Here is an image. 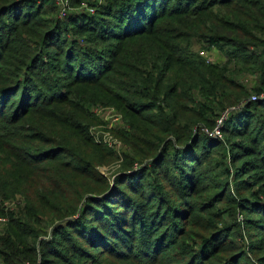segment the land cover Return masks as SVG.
<instances>
[{"label": "trees", "instance_id": "1", "mask_svg": "<svg viewBox=\"0 0 264 264\" xmlns=\"http://www.w3.org/2000/svg\"><path fill=\"white\" fill-rule=\"evenodd\" d=\"M94 11L60 18L55 0H0V264H249L220 221L227 206L264 232V0ZM245 74L258 101L243 102ZM98 105L129 126L112 178L99 167L116 154L89 133ZM227 111L223 138L210 137Z\"/></svg>", "mask_w": 264, "mask_h": 264}, {"label": "rangeland", "instance_id": "2", "mask_svg": "<svg viewBox=\"0 0 264 264\" xmlns=\"http://www.w3.org/2000/svg\"><path fill=\"white\" fill-rule=\"evenodd\" d=\"M55 2L58 8L59 17L64 18L67 16L68 13L77 12V11H85L90 14H94L96 4L98 3L100 5L102 3V0H92L93 5L82 3L78 7L74 6L71 0H55ZM261 49L262 51H264V47H262ZM193 51L195 52V54H199L200 56H203L204 58L207 59L208 62H211V63H224L226 61L225 55L221 53L219 50L214 49V48L207 49L206 47L199 46V47H196ZM240 81L243 84H245L250 91H252L250 97L243 100V102L244 103L255 102L253 100V97H258V95L254 93L253 90H255V88H257V85H259V81L257 77L245 74L244 76L240 77ZM261 99H264V94L259 96V100ZM101 109L104 110V112H97V110H101ZM232 109H235V108H232ZM91 111L93 115L97 117L95 118L93 116V122L91 123V126L89 127V133L91 137L93 138L94 142L96 144H100L101 137H103V134H106V136H109L110 134V136L114 140L122 144V148L120 152L117 151L118 153L111 149L116 154L117 161L112 164L99 167V170L102 174H104L108 178H112L120 171L121 163L123 159H125V156L126 155L128 156L129 154H131L130 153L131 148L129 147V145L125 144L121 140L119 136L120 129L117 128V126L113 128L112 130H110L109 134H107L108 133L107 128L111 126V122L116 119V116L122 117V120L124 121L126 127H129V126H127L126 124L127 120L125 119L123 112L120 109L116 108L115 106L98 105V106L91 108ZM227 113L228 111L224 112L217 119L216 125L214 126L213 129H210V128L208 129L210 133L213 132L212 134H208L210 137H213L214 139L223 138V134L221 133V127L223 125L222 120L226 119L225 117L227 116ZM217 128H219V131H220L219 135L216 134ZM201 131H203V129ZM112 138L110 139L113 140ZM208 160L209 162H212V165L215 162L223 161V159L216 153H213V155ZM232 194L234 196H238V192L236 188L235 189L233 188ZM248 194L249 192L243 191V195H248ZM16 198L24 202L23 198L20 195H17ZM261 198L264 200V194L261 195ZM221 208L222 210H224V215H223V219L220 221V225L223 226V225L228 224V225H231L230 229L237 228L236 229L237 235L235 237V240L237 244L239 246H242L245 250V256H246L245 261H247L249 264H261L259 260L264 258V242H261L259 246V238L260 236L264 235V232H258L255 229H251L245 222V218H248L249 216L251 218H257V216L256 215H245L244 216L241 212H237L238 214L236 213L234 217L230 213H228L230 212V210L225 211L228 208L227 206H226V209L225 207H221ZM255 245H258V250L253 249V246Z\"/></svg>", "mask_w": 264, "mask_h": 264}, {"label": "built area", "instance_id": "3", "mask_svg": "<svg viewBox=\"0 0 264 264\" xmlns=\"http://www.w3.org/2000/svg\"><path fill=\"white\" fill-rule=\"evenodd\" d=\"M253 100L256 101L257 97H253ZM97 112H104V110H97ZM222 123V121H221ZM117 126V128L119 129H123V128H127L124 121L122 120V117L120 116H116V119L114 121L111 122V126L109 128H107L108 133H110V130H112L113 128H115ZM219 127V126H218ZM207 134H212L213 132H209L208 130H204ZM220 131L219 128L216 129V134L219 135ZM110 138H112L109 134V136H106V134H103V137H101V142L100 144L105 145L106 147H108L109 149H112L114 151H118L120 152L121 148H122V144L116 140H111ZM116 142V143H114ZM117 152V153H118ZM17 204L16 202H13L11 204L7 203V209L12 210L14 205ZM8 224V218L7 217H0V227H4Z\"/></svg>", "mask_w": 264, "mask_h": 264}]
</instances>
